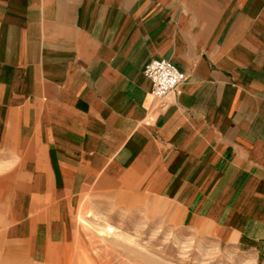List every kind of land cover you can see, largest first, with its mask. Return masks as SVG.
Listing matches in <instances>:
<instances>
[{"label": "crops", "instance_id": "obj_1", "mask_svg": "<svg viewBox=\"0 0 264 264\" xmlns=\"http://www.w3.org/2000/svg\"><path fill=\"white\" fill-rule=\"evenodd\" d=\"M155 59L185 76L162 100ZM91 195L264 260V0H0L3 248L62 258Z\"/></svg>", "mask_w": 264, "mask_h": 264}, {"label": "rangeland", "instance_id": "obj_2", "mask_svg": "<svg viewBox=\"0 0 264 264\" xmlns=\"http://www.w3.org/2000/svg\"><path fill=\"white\" fill-rule=\"evenodd\" d=\"M70 216V242L63 257L48 264H264L245 249L182 225L153 198L91 195ZM109 227L114 232L106 233ZM4 248L0 237V264H31Z\"/></svg>", "mask_w": 264, "mask_h": 264}, {"label": "built area", "instance_id": "obj_3", "mask_svg": "<svg viewBox=\"0 0 264 264\" xmlns=\"http://www.w3.org/2000/svg\"><path fill=\"white\" fill-rule=\"evenodd\" d=\"M143 75L151 83V96L162 100L175 93L184 81V74L170 61L165 59L151 60L144 68Z\"/></svg>", "mask_w": 264, "mask_h": 264}, {"label": "bare ground", "instance_id": "obj_4", "mask_svg": "<svg viewBox=\"0 0 264 264\" xmlns=\"http://www.w3.org/2000/svg\"><path fill=\"white\" fill-rule=\"evenodd\" d=\"M108 230H106V233L109 231H113L114 232V229H112L111 227L107 228Z\"/></svg>", "mask_w": 264, "mask_h": 264}]
</instances>
